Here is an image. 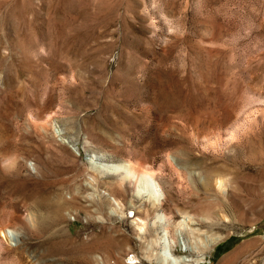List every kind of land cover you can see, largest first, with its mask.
Returning a JSON list of instances; mask_svg holds the SVG:
<instances>
[{
    "label": "rangeland",
    "instance_id": "rangeland-1",
    "mask_svg": "<svg viewBox=\"0 0 264 264\" xmlns=\"http://www.w3.org/2000/svg\"><path fill=\"white\" fill-rule=\"evenodd\" d=\"M0 222V264H264V0H0Z\"/></svg>",
    "mask_w": 264,
    "mask_h": 264
},
{
    "label": "bare ground",
    "instance_id": "bare-ground-1",
    "mask_svg": "<svg viewBox=\"0 0 264 264\" xmlns=\"http://www.w3.org/2000/svg\"><path fill=\"white\" fill-rule=\"evenodd\" d=\"M90 165L97 172L117 175V176H120V178H123V180L126 179L130 182H134L135 183V194L138 197H145L146 199L150 200V202L153 206L158 205V203L161 199L160 198L161 195H160V192L158 190L157 183L154 181V179L152 178L151 175H149L147 173L135 174V172L132 171L133 169L131 170L129 167H127V165H125L123 163H106V162H99V161L93 160L90 162ZM220 174H221V171H217L213 175L210 174L207 178V181L215 183V185H217L219 188V186L223 185ZM222 191H224V190H222ZM153 218H154V223L158 224V222L161 221L162 217L159 213H155V216ZM136 219H139V224L137 223L138 221L136 220L137 221L136 224H138L137 228H136L137 229L136 238L141 241V238H143L142 233H144V231H145V222L143 220H141L140 217L136 218ZM26 220L29 221V222L27 221L28 223H30V221H31L30 219H26ZM134 222H135V220H134ZM7 226H8L7 224L0 222V239H1L0 242L1 243L3 242V244H4V241H6L10 245L11 242L9 241V239L10 238L16 239V236H18L19 233L15 230L7 228ZM6 242H5V244H6ZM156 244L158 245L157 251L155 253H153V251L152 252L150 251V253H148V255L146 256L147 258L150 256L151 257L153 256L158 264H188L185 260L183 261V260H180V258H173L170 255L168 248H167L164 240H162L161 236H159V237L157 236ZM1 245H0V256H1V254L4 253L3 247ZM213 245H214V243L209 244V246L206 248V251L208 249L210 250ZM247 246H248V243L241 244L236 249L230 251L229 253H227L223 257H221L217 264H236L237 260L243 254V252L247 248ZM7 247L8 246H6V248ZM11 247H13L12 248L13 250L19 251L16 255L17 257L15 258V264H24L25 255L22 251H20V247H17V246H11ZM58 247L59 246L57 245V243L55 241L53 242V240L51 239V244L49 245V248H47V252L51 253L54 250H57ZM61 247L63 248V246H61ZM138 261L139 260L134 259L133 262L128 263V264H137Z\"/></svg>",
    "mask_w": 264,
    "mask_h": 264
}]
</instances>
